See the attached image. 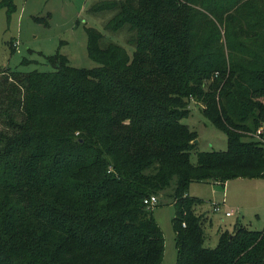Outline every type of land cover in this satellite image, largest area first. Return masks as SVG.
Masks as SVG:
<instances>
[{
    "label": "trees",
    "instance_id": "16d2710c",
    "mask_svg": "<svg viewBox=\"0 0 264 264\" xmlns=\"http://www.w3.org/2000/svg\"><path fill=\"white\" fill-rule=\"evenodd\" d=\"M91 8L112 10L104 26L125 28L131 53L87 26L96 65L55 51L50 69L0 71V264H159L152 208L172 180L175 264H264V227L235 222L206 246L203 200L188 194L192 181L264 177V0ZM190 102L226 135L195 161Z\"/></svg>",
    "mask_w": 264,
    "mask_h": 264
},
{
    "label": "rangeland",
    "instance_id": "374dc122",
    "mask_svg": "<svg viewBox=\"0 0 264 264\" xmlns=\"http://www.w3.org/2000/svg\"><path fill=\"white\" fill-rule=\"evenodd\" d=\"M13 2L14 9L11 12L0 7V71L6 67L20 72L50 69L45 56L55 51L65 54L72 66L89 68L96 65L87 51V26H93L102 33L100 45L116 41L128 53L133 50V46L127 43L128 31L125 28L116 32L105 28L104 23L112 15V10L90 11L91 6L100 0ZM200 107V103L190 102L189 114L181 119L182 123L197 133L195 146L190 151L192 161H195L197 151L226 148L225 133L207 120ZM173 186L174 180L158 196L157 205L152 208L153 218L164 240L159 264L176 262L172 227L175 214L171 196ZM188 194L203 200L196 210L203 212L209 219L204 223L206 246H214L219 229L231 230L235 222L253 229L264 227V177H234L223 185L210 180L192 181L188 186ZM212 202H219L223 206L218 211L213 210ZM226 210H232V213L226 215Z\"/></svg>",
    "mask_w": 264,
    "mask_h": 264
},
{
    "label": "built area",
    "instance_id": "2783aa9c",
    "mask_svg": "<svg viewBox=\"0 0 264 264\" xmlns=\"http://www.w3.org/2000/svg\"><path fill=\"white\" fill-rule=\"evenodd\" d=\"M260 133V130H258V134ZM144 202L147 204H154L156 202V197L154 195H150L148 198L144 199ZM212 209L213 210H220L221 209V204L219 202H212ZM232 213V210L230 211H225L226 215H230Z\"/></svg>",
    "mask_w": 264,
    "mask_h": 264
},
{
    "label": "water",
    "instance_id": "95a60500",
    "mask_svg": "<svg viewBox=\"0 0 264 264\" xmlns=\"http://www.w3.org/2000/svg\"><path fill=\"white\" fill-rule=\"evenodd\" d=\"M192 141H193V142H196V138H194Z\"/></svg>",
    "mask_w": 264,
    "mask_h": 264
},
{
    "label": "crops",
    "instance_id": "0c3cea01",
    "mask_svg": "<svg viewBox=\"0 0 264 264\" xmlns=\"http://www.w3.org/2000/svg\"><path fill=\"white\" fill-rule=\"evenodd\" d=\"M220 204H221V203H220ZM222 206H223V205H222ZM222 206H221V207H222ZM226 211H227V210H226Z\"/></svg>",
    "mask_w": 264,
    "mask_h": 264
}]
</instances>
